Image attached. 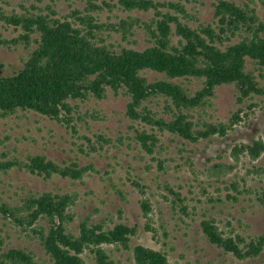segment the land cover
Listing matches in <instances>:
<instances>
[{"label":"trees","instance_id":"trees-1","mask_svg":"<svg viewBox=\"0 0 264 264\" xmlns=\"http://www.w3.org/2000/svg\"><path fill=\"white\" fill-rule=\"evenodd\" d=\"M32 1L29 7L20 5L21 13L0 6V24L20 32L13 39L0 38V49L23 46L28 51L21 69L0 76V118L32 113L69 125L79 103L121 96L127 100L125 117L131 122V139L142 152L153 156L164 134L196 144L227 135L242 120V109L233 113L228 123L204 119L218 88L235 86L238 104L255 96L264 97V86L256 75L258 72L262 77L264 71V22L250 6L257 1L264 10V0H245L244 5L218 0L214 21L196 27L190 25L194 18L184 5L173 2L118 0L124 11L152 10L153 16L149 21L128 17L109 23L99 18L105 8H113L105 1L98 4L88 0L84 10H72L63 18L54 8L62 0H49L51 4L45 8L35 5L44 0ZM0 4L10 6L8 0H0ZM135 28H142L147 37L149 46L143 50L107 41L111 32L120 34L123 41L135 42L131 41ZM145 71L163 78L149 81ZM191 79L200 81L201 88L192 91L185 83ZM161 102L163 109L159 112L155 109ZM98 138L108 142L104 136ZM97 150L93 145L89 148L90 152ZM263 152V141L254 140L235 145L231 155L234 159L240 155L257 159ZM158 166L162 169L161 161ZM13 168L43 181L57 177L73 183L100 175L94 162L59 164L41 154L0 161V173L7 174ZM232 168L229 166L228 171ZM127 180L143 196L140 204L147 216L151 211L149 200L144 198L147 185L141 177ZM167 189L181 203V212L188 215L179 194ZM227 190L240 194L235 183H230ZM116 192L126 201L119 189ZM15 194V198L0 196V219L39 247L44 258L30 247L8 248L0 240V264H87L86 255L93 264H120L115 252L130 253L133 264H168L165 251L132 245L138 229L124 222L122 211L117 220L109 215L98 220L93 215L78 214L75 192L28 190ZM227 198L237 200L230 193ZM257 200L264 206V193H257ZM199 225L207 243L239 261L255 259L264 251V234L245 237L234 231L224 233L215 219L205 216Z\"/></svg>","mask_w":264,"mask_h":264},{"label":"rangeland","instance_id":"rangeland-1","mask_svg":"<svg viewBox=\"0 0 264 264\" xmlns=\"http://www.w3.org/2000/svg\"><path fill=\"white\" fill-rule=\"evenodd\" d=\"M110 3L100 13V21L117 23L128 17L149 21L153 11L122 10L118 0H95ZM184 5L187 13L194 19L189 23L196 27L199 23L214 21V4L218 0H155ZM244 5L245 0H228ZM10 6L0 4L6 11L21 13L20 5L29 7L33 1L8 0ZM88 0L58 1L54 6L58 17L70 14L72 10H84ZM49 0L35 5L45 8ZM264 22V10L255 1L250 4ZM176 14L175 11H171ZM47 13V11H45ZM187 22V18H182ZM190 19V18H189ZM197 20L199 22H197ZM131 41H123L120 34L109 33L108 42L118 46L143 50L149 46L143 29L135 28ZM20 32L12 26L0 24V38L13 39ZM28 51L19 46L0 49V76H8L23 66ZM252 68V66H249ZM149 81L160 80L162 75L145 71ZM256 72L258 81L264 86V71ZM192 91L201 88V82L191 79L185 81ZM238 89L231 85L216 90L213 107L208 110L205 120L228 123L233 113L242 109V120L223 137L214 136L199 143H189L164 134L160 146L153 156H149L131 139V122L125 117L127 100L121 96H109L107 100L92 99L79 103V110L73 115L69 125L50 121L34 114H19L0 118V161L12 157L25 159L28 154H41L59 164L77 160L82 164L94 162L100 175H92L79 182H70L54 177L51 180L31 176L16 168L7 174L0 173V196L15 198L24 192L65 191L78 194L75 207L78 214L93 215L100 219L109 215L118 219L122 211L124 222L137 227L138 232L132 245L140 244L155 250H163L168 255V264H264V251L255 258L239 261L220 249L210 245L200 230L203 217L213 218L224 233L234 231L245 237L264 234V206L257 200V193H264V152L257 159L240 155L234 159L232 148L239 144H250L254 140L264 143V97L255 96L243 104L237 103ZM163 103L155 110L161 112ZM94 112L98 113L94 114ZM94 115L96 118H92ZM82 117L80 120L78 117ZM104 136L105 143L98 138ZM85 137H88L87 140ZM98 150L90 152V146ZM81 150L85 151L84 153ZM89 151V152H88ZM88 153V154H86ZM154 157L156 160H153ZM158 161L162 163L159 169ZM221 165L222 168H215ZM233 167L228 171V167ZM109 173V175H105ZM141 177L147 185L144 198L149 200L151 211L144 216L141 208L143 196L132 186L128 178ZM103 177V179L101 178ZM230 183L238 186L240 194L227 190ZM115 185V186H113ZM115 187V188H114ZM179 194L188 215L181 212V203L167 189ZM119 189L126 201L116 192ZM228 193L237 197L236 201L227 198ZM146 226L153 228L147 230ZM0 240L6 247L27 246L44 258L43 253L26 237L20 236L0 219ZM120 264H133L128 252H115ZM87 264H93L88 255Z\"/></svg>","mask_w":264,"mask_h":264}]
</instances>
